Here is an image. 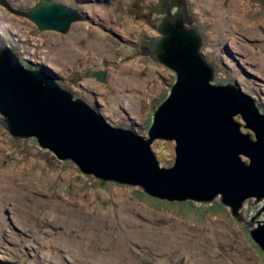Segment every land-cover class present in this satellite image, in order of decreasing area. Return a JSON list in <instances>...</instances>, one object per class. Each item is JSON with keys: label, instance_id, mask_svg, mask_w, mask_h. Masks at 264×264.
Returning <instances> with one entry per match:
<instances>
[{"label": "rangeland", "instance_id": "374dc122", "mask_svg": "<svg viewBox=\"0 0 264 264\" xmlns=\"http://www.w3.org/2000/svg\"><path fill=\"white\" fill-rule=\"evenodd\" d=\"M34 1L8 0L23 10ZM59 1L88 17L67 32L41 29L0 1V29L10 46L27 66H50L64 87L110 123L147 135L156 107L176 80L172 68L141 51L143 40L160 35L155 27L161 15L149 8L157 0ZM187 1L205 33L203 52L215 65L214 82L238 83L264 111L263 1ZM91 70H105V78ZM151 147L159 165H173V140L158 138ZM4 171L10 176H2ZM4 179L16 189L5 190L9 201L0 208V264H264V249L250 233L262 221L249 224L264 196L255 203L256 196L245 199L238 209L244 220L237 219L219 195L168 199L136 183L104 180L59 158L34 136H13L0 123ZM131 231L137 233L129 236ZM74 248L83 251L73 254Z\"/></svg>", "mask_w": 264, "mask_h": 264}, {"label": "water", "instance_id": "95a60500", "mask_svg": "<svg viewBox=\"0 0 264 264\" xmlns=\"http://www.w3.org/2000/svg\"><path fill=\"white\" fill-rule=\"evenodd\" d=\"M27 16L41 29L67 32L84 10L59 0H39ZM187 0H157L159 36L143 40L142 54L172 68L176 80L156 107L147 135L110 123L83 96L64 87L50 66H27L0 29V123L15 137L34 136L62 159L104 180L139 184L168 199L220 196L237 219L243 201L264 196V111L238 83L214 82L215 65L203 52L205 33ZM103 80L105 70H91ZM236 116H240L239 120ZM242 127L251 131H244ZM175 142L173 165H159L155 139ZM250 230L264 249V219ZM264 216V214H263Z\"/></svg>", "mask_w": 264, "mask_h": 264}, {"label": "bare ground", "instance_id": "6f19581e", "mask_svg": "<svg viewBox=\"0 0 264 264\" xmlns=\"http://www.w3.org/2000/svg\"><path fill=\"white\" fill-rule=\"evenodd\" d=\"M72 6V5H71ZM82 9V8H81ZM83 10V9H82ZM85 12V11H84ZM87 15V14H86ZM161 15V14H160ZM88 17V16H87ZM255 58L256 59H259L261 62H263L262 61V58L261 57H259V55H257V56H255ZM2 174V173H1ZM10 176V173L8 174V173H5V171L3 172V174H2V176ZM3 179V178H2ZM11 187L14 189H16V187L14 186V183H10V182H6V180L4 179L3 181H0V208L1 207H3V205L5 204V203H7L8 201H9V199H8V197H7V194H6V192H5V190L7 189H11ZM15 189H14V191H15ZM24 189V188H23ZM37 201V200H36ZM35 201V202H36ZM10 204V203H9ZM2 209V208H1ZM77 214V213H76ZM80 214V213H79ZM82 214V213H81ZM24 215L26 216V213L24 212ZM74 215V214H73ZM78 216V215H77ZM80 216V215H79ZM82 219V218H81ZM80 219V220H81ZM13 226V225H12ZM15 229L17 230V231H19L20 229H19V227H18V225L16 224L15 225ZM148 232V231H147ZM150 232V231H149ZM67 233V232H66ZM135 233H137V231H131L130 233H129V236H132V235H135ZM173 233V232H172ZM168 234V233H167ZM170 234V233H169ZM174 234V233H173ZM71 235V234H70ZM96 235V234H95ZM88 237V236H87ZM97 237V236H96ZM168 236L166 235V238H167ZM63 239V238H62ZM91 240V239H90ZM90 240H88V241H90ZM117 240H121V239H118L117 238ZM123 240V239H122ZM96 241V240H95ZM47 243L51 246V243L52 242H50V241H47ZM87 243V242H86ZM96 243V242H95ZM118 243H120V241H118ZM97 244V243H96ZM81 247V246H80ZM83 247V246H82ZM4 248H6V247H4ZM116 248V247H115ZM83 249V248H82ZM83 251V250H81V249H77V248H74L73 250H72V253L73 254H78V251ZM117 252H119L117 249H115ZM116 252V253H117ZM82 253V252H81ZM80 253V254H81ZM102 253V252H101ZM104 253V252H103ZM116 253H114V251H111V255H113V257H115V254ZM51 254V253H50ZM49 254V255H50ZM71 254V253H70ZM69 254V255H70ZM97 254V253H96ZM95 254V255H96ZM106 255V254H105ZM110 255V256H111ZM71 256V255H70ZM85 256V255H84ZM87 256V255H86ZM97 256V255H96ZM116 256H118V255H116ZM72 257V259H74V256H71ZM78 257V256H77ZM100 257V256H99ZM102 257H103V255H102ZM79 258V257H78ZM83 258V257H82ZM97 258V257H96ZM109 258V257H108ZM85 259V258H84ZM101 259V258H100ZM103 259V258H102ZM74 260H76V259H74ZM86 260H87V258H86ZM95 261V260H94ZM97 261V260H96ZM95 261V262H96ZM103 261V260H102Z\"/></svg>", "mask_w": 264, "mask_h": 264}, {"label": "flooded vegetation", "instance_id": "af4514ba", "mask_svg": "<svg viewBox=\"0 0 264 264\" xmlns=\"http://www.w3.org/2000/svg\"><path fill=\"white\" fill-rule=\"evenodd\" d=\"M38 1H39V0L34 1L33 6H34ZM261 1H263V4H264V0H261ZM152 5H154V4H151L150 6L152 7ZM33 6H32V7H33ZM150 6H149V8H150Z\"/></svg>", "mask_w": 264, "mask_h": 264}]
</instances>
